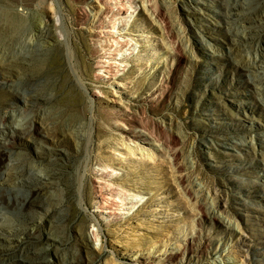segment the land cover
Returning <instances> with one entry per match:
<instances>
[{
  "label": "rangeland",
  "instance_id": "1",
  "mask_svg": "<svg viewBox=\"0 0 264 264\" xmlns=\"http://www.w3.org/2000/svg\"><path fill=\"white\" fill-rule=\"evenodd\" d=\"M0 264H264V0H0Z\"/></svg>",
  "mask_w": 264,
  "mask_h": 264
},
{
  "label": "bare ground",
  "instance_id": "2",
  "mask_svg": "<svg viewBox=\"0 0 264 264\" xmlns=\"http://www.w3.org/2000/svg\"><path fill=\"white\" fill-rule=\"evenodd\" d=\"M233 4H235V3H233ZM238 4V3H237ZM231 6V5H230ZM237 6V5H236ZM227 7H229V6H227ZM233 7V6H232ZM231 8V7H230ZM226 13V12H225ZM237 13V12H236ZM227 14V13H226ZM234 14V13H233ZM238 14H240V13H238ZM230 15V14H229ZM236 15V14H235ZM225 18V17H224ZM230 18V17H229ZM243 22V21H242ZM242 24V23H241ZM242 27H244V25L242 26ZM247 28V27H246ZM250 28V27H249ZM252 28H255V27H252ZM245 29V28H244ZM248 29V28H247ZM255 30V29H254ZM247 31V30H246ZM244 32V31H243ZM240 33H241V31H240ZM249 34V33H248ZM242 35V34H241ZM245 35V34H244ZM253 36V35H252ZM244 37V36H243ZM246 37V36H245ZM246 40V39H245ZM125 45H126V43H125ZM115 55L117 56V57H121V56H124V55H126V53H125V51H120V52H118V53H115ZM115 59V58H114ZM113 59V60H114ZM116 60V59H115ZM117 66H120V65H118V64H115V62H113L112 61V59H110V60H107L106 62H105V66H103V67H101L102 69V72H103V74H102V76L104 77V78H111L112 77V73L113 72H115V69H116V67ZM23 103L24 104H26L27 102L25 101H23ZM112 200V199H111ZM122 204V203H121ZM209 219H215L214 218V216H209Z\"/></svg>",
  "mask_w": 264,
  "mask_h": 264
},
{
  "label": "built area",
  "instance_id": "3",
  "mask_svg": "<svg viewBox=\"0 0 264 264\" xmlns=\"http://www.w3.org/2000/svg\"><path fill=\"white\" fill-rule=\"evenodd\" d=\"M17 12H18L19 14H24V11L22 10V8H18V9H17Z\"/></svg>",
  "mask_w": 264,
  "mask_h": 264
}]
</instances>
